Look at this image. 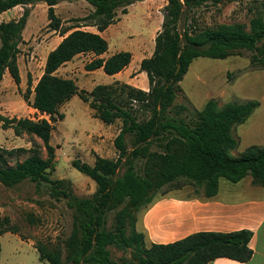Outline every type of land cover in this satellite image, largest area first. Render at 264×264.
Returning a JSON list of instances; mask_svg holds the SVG:
<instances>
[{"label": "trees", "instance_id": "trees-1", "mask_svg": "<svg viewBox=\"0 0 264 264\" xmlns=\"http://www.w3.org/2000/svg\"><path fill=\"white\" fill-rule=\"evenodd\" d=\"M36 1L48 5L49 29L60 32L61 36L68 35L49 53L44 73L34 87L33 100L30 101L31 82L24 97L29 106L49 120L0 116L4 129H13L16 136L34 135L43 142V147L35 143L29 150L0 149L1 161H6L5 155L30 153V157L17 163L14 169H1L0 181L8 186L24 179L47 182L51 185V195L64 201L73 211L66 261L60 259L59 253L47 257L40 247L42 259L50 264H114L110 260V249L114 246L129 248L131 241L139 247L141 264H209L219 258L239 263L251 260L252 231L198 232L172 243L151 244L146 248L143 233L136 229V215L147 209L155 198L164 196L166 187L193 186L195 192L202 191L206 199L218 194L221 180L236 184L251 177L254 186L264 188V146H250L242 155L233 154L238 147L234 130L260 107L259 101L220 106L210 100L193 121L181 117L186 108L176 104L180 83L199 58L224 60L250 51L253 54L251 65L264 70L262 20L252 21L249 34L240 25L226 24L200 33L189 34L186 30L182 33L179 25L185 9L205 0H168L167 16L156 37L154 55L141 63V70L146 72L151 85L150 91L121 84L119 89L98 85L91 93L99 97L90 105L97 118L107 125L122 120V128L114 141L120 157L116 161L98 157L94 166L74 160L72 166L97 184L93 196L79 198L66 187V181H52L47 177L48 170L56 168L51 140L53 123L63 119L60 108L77 94L84 102H90L87 92L80 91L74 80L60 77L57 72L82 54L95 56L85 65L87 72L103 69L105 74L114 76L125 70L133 54L122 51L103 58L109 43L100 33L114 24L118 10L127 14L128 7L145 0H85L94 8L89 18L95 20L93 26L99 33L79 27L71 32L62 31V21L55 7L65 0H0V14ZM27 18L25 14L19 21L0 23V84L6 71L17 85L21 83L17 59ZM135 103L139 109L134 107ZM140 110L146 118H141ZM127 136L132 137L131 149ZM121 169L124 172L119 176ZM112 213L114 218L110 223ZM7 232H14L10 220L0 218V256L1 237Z\"/></svg>", "mask_w": 264, "mask_h": 264}, {"label": "rangeland", "instance_id": "rangeland-1", "mask_svg": "<svg viewBox=\"0 0 264 264\" xmlns=\"http://www.w3.org/2000/svg\"><path fill=\"white\" fill-rule=\"evenodd\" d=\"M168 4V0H145L128 7L127 14L118 10L112 28L103 35L109 43L105 57H108L109 53L131 52L134 56V67H137L139 58L143 60L153 57L156 37L162 31ZM55 12L62 21V31L74 27L98 31L93 26L95 20L89 18L94 13V8L85 0L61 1L55 7ZM25 14L28 16L29 26L25 38L19 43L18 57L26 62L33 60L34 63L30 67L22 63L25 81L22 90L8 75V80L4 83L6 92L3 90L0 93V116H4L3 112L8 110L9 114L5 116L8 118L49 120L48 116L37 111H20V105L28 94L29 82L33 87L44 73L43 62L47 49L42 46L50 39L52 32L49 29L48 5L44 1H36L31 5L18 6L8 15L3 16L2 13L0 23L19 21ZM258 18L262 20L264 26V0H219L218 2L205 0L200 5L185 9L179 29L182 33L186 30L191 34L226 24L240 25L249 34L252 21ZM90 57L91 54L84 55L75 62L74 68L59 74L65 79L74 80L80 91L87 92L90 102H84L77 94L60 108L63 119L53 123L51 140V145L55 148L56 168L54 171L48 170L47 173V177L52 181H66V187L79 198L93 196L97 184L90 177L76 170L72 162L80 160L89 166H94L98 157L112 161L120 157L114 141L122 128V120L107 125L96 117V112L90 105L99 98L91 95L96 86L105 85L119 89L123 83L113 82L112 77L104 72L101 75L86 74L85 65L90 62ZM252 57L250 51H242L224 60L211 58L195 60L180 83L181 92L176 101L177 105L186 108L180 116L187 121H193L198 111H201L210 100L217 101L220 106L232 102L243 104L253 100L259 101L260 107L245 123L234 130L233 135L238 141V147L233 152L236 156L242 155L250 146H264V70L251 65ZM137 70L138 73L142 71L141 67H137ZM132 77H136V74H132ZM10 80L12 86L8 82ZM138 81L140 83L141 78H138ZM150 87L151 85L147 92L150 91ZM32 93L33 91L30 99ZM11 106L13 107L11 110L6 109ZM134 107L139 109L136 103ZM139 115L141 118H146V114L141 110ZM35 143L43 147V142L38 137L28 134L16 136L14 131H10V128L4 129L0 123V149L29 150ZM127 143L131 149V136H127ZM5 157L6 161L0 159V170L14 169L17 163H22L30 157V153L17 152L13 156L5 155ZM43 157H47L45 149ZM123 172L124 170L121 169L119 176ZM251 180V177H248L245 182ZM221 181L226 182V180ZM50 191L51 185L47 182L37 183L31 179H24L8 186L0 181V218H8L14 231L5 233L1 238L0 264H50L45 258L42 259L38 250L40 247L47 257L59 253L60 259L66 261V244L73 229V211L64 201L54 198ZM163 192H165L164 196L155 198L147 209L136 215V229L139 233H143L146 248L152 243L151 239L148 241L149 237L160 241H171L193 230L188 214L190 209L213 199H206L202 191L197 194L195 188L189 185L180 189L166 187ZM153 208L155 210L151 216L152 224L149 229L144 225V219L147 212ZM113 218L112 213L110 223ZM129 233L128 227L127 234ZM164 234L171 236L164 237ZM129 246V248L112 247L111 262L141 264L139 247L131 241Z\"/></svg>", "mask_w": 264, "mask_h": 264}, {"label": "crops", "instance_id": "crops-1", "mask_svg": "<svg viewBox=\"0 0 264 264\" xmlns=\"http://www.w3.org/2000/svg\"><path fill=\"white\" fill-rule=\"evenodd\" d=\"M16 8L3 13L4 14L3 16L14 12ZM28 26L29 25L27 20V25L22 33V39L25 38V33L26 30L28 29ZM110 28L112 27L110 26L107 30H105L100 34L102 36L107 34ZM89 32L99 33L98 31H89ZM65 36H61L60 32H56V31H52L50 33V39L45 42L44 46H42L47 49L43 62L44 67L49 53L58 47V45L62 42ZM91 55L92 57H90V62L93 59H95V56L93 54ZM112 55L114 54L109 53L108 57H105V55H103L102 57L109 58ZM83 56H84L83 54L76 56L71 62H68L65 66L59 69L57 74L59 75L64 70L68 71L71 68H74L75 62L80 60V58H82ZM145 59H149V58H145ZM143 60L141 58L138 59V63H137L138 68L141 67V63ZM22 63L25 64L26 66L29 65L30 67L33 65L34 62L33 60L26 62L21 57H18L17 59V64L21 75V83L19 84V88L21 90L24 88L25 85ZM133 63H134V56L131 64L125 70L114 76H111L112 81L121 82L123 84H127L129 86L147 92L150 86L148 76L146 72L143 71H140V73H138L137 67L136 66L134 67ZM102 72H104L103 69H99L93 72H86V74L101 75ZM134 73L136 74V77H132V74ZM26 74L28 75V71H26ZM8 75H10V73L6 71L3 81L0 84V93L3 92V90L4 92H6L5 90L7 88L4 87V83L6 80H8ZM65 77H67V75ZM138 78H141L140 83L138 81ZM11 80L13 81L12 77ZM11 80L8 81L10 83V86H12L13 84ZM37 82L38 81H36L34 86L32 87L33 93L30 99L31 101L33 100L34 97V87L36 86ZM12 108L13 107L11 106L6 109L11 110ZM20 111L35 112L36 110L33 109L31 106H29L25 101H23L22 105H20ZM3 114H5L4 116H7L9 114V111L5 110ZM10 131L13 132V129H10ZM154 210H155L154 208L152 210H149L144 219V225H146L147 228L149 229L152 224L151 216ZM188 214L190 215V222H192V226L194 227V229L188 232L186 235L171 241H160V239H153V237H149L148 241L151 239L152 241L151 244H168L198 232L227 233V232H234L241 230H249L253 232V238L249 244L250 248L253 251V256L251 260H249L246 263H239L227 258H219L209 264H264V188L263 187L252 185V180L246 183L245 179L236 184L230 183L228 181L226 182L220 181L218 194L212 200H209L203 204H198L193 206ZM170 234H164L163 236L170 237L171 236Z\"/></svg>", "mask_w": 264, "mask_h": 264}]
</instances>
